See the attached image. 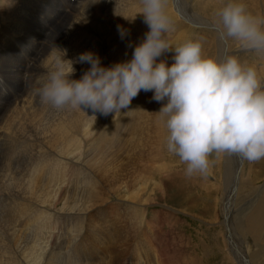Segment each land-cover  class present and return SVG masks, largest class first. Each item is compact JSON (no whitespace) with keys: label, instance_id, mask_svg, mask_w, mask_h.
I'll return each instance as SVG.
<instances>
[{"label":"bare ground","instance_id":"bare-ground-1","mask_svg":"<svg viewBox=\"0 0 264 264\" xmlns=\"http://www.w3.org/2000/svg\"><path fill=\"white\" fill-rule=\"evenodd\" d=\"M31 1L33 0H14L13 2L0 0V27H3L0 28V77L3 79L17 78L16 82L22 90V92L17 91V84H12L6 80L3 89L0 91V264H40L44 253L47 251L45 249L51 245L62 247L52 244L53 241L50 242L47 239L50 236L41 237L44 231L49 233L53 231L52 229V231H48L49 226L47 220L44 221V219L47 218L50 223L52 220L56 222L60 219V217L50 218L47 213L48 208L56 209L59 204H61L60 211H63L60 214L66 216V221L73 219L81 221L85 218L86 237L95 236L93 239L95 240L105 229L103 224L107 222L95 221L91 225L87 224L92 216L87 206L88 194L98 192L103 187V185L96 183L101 182L96 178L100 175L114 178L118 158L126 159L128 162L132 161L127 166L131 171L134 170L135 173L138 170L143 171L144 166L147 165V163H142L144 161L143 154L148 148L150 149L149 146L145 149L144 141L152 139L153 143L154 140L155 147L152 145V151L149 153H156L158 151L157 140L160 136V133H157L160 122L157 114L150 116L151 114L148 112L149 116L147 117V112L145 113L149 110L146 103L147 96L153 95L151 91H141L138 94L141 96L139 101L135 100V97L127 112H124L127 109L121 110L120 114L124 113L123 115L126 117L121 119L122 126L119 125V122L113 123L111 121L114 113L104 116L99 112L94 113L91 109L83 107H81V111L71 108L56 109L41 102L34 93V89L42 82V78L50 70L55 58L62 55L60 52L65 53L63 58L70 61H77L80 54L91 52L100 58L102 67H111L114 64L131 60L134 48L144 40L145 34L150 30L144 23L143 15L140 14V0H102L100 3L97 0H77L73 7L75 13L80 16L67 14L66 23L60 25L62 27L60 32L55 34L47 44L45 42L46 45H43L42 48L44 49L41 50L42 52L37 58L34 54H38L37 51L40 52L39 42H36L34 47L31 45L32 43H29L23 54L13 47H9L10 43L8 45L7 42L12 39L15 40L11 42H16L17 39L23 38L20 36L22 32L16 29L19 25L18 22L21 25L33 27L38 21L37 19L33 21L34 17L46 21L39 24L43 31L45 24L48 23L41 38V41H44L45 37L51 35L48 33L52 32L60 23V21L52 19V14L58 18L68 5V0H63L65 3L62 0H41L38 3L42 8L37 13H29L27 10H31L34 5V3H28ZM171 2L172 5L170 4L171 6H168L166 11L174 23H179V17L183 22L189 21L188 25L192 28L201 26L199 22L182 12L181 0H171ZM92 7L95 8L91 10ZM173 8L175 14L170 13ZM86 9H89L91 13L89 15L84 14L82 17L81 12L86 13ZM57 13L60 14L56 15ZM29 19L30 21H27ZM118 26L127 33L124 39L120 38ZM10 29L11 31H9ZM214 29L216 30V28ZM186 31L187 34L191 33L189 29ZM181 32L183 33V30ZM182 33L181 36L184 35ZM177 38L179 39L178 42L181 41L179 35ZM23 40L28 42L25 38ZM217 40L222 47L220 59L223 60L229 44L225 38L220 36L218 29ZM27 59L29 60L28 63L26 62ZM73 67L75 71L69 76V79L79 80L83 73L90 68V65L75 62ZM25 74H28L27 77H24ZM10 93L11 98H9ZM130 118L133 120L132 125ZM124 126L130 127V134L133 136L134 145L131 144L129 150L125 146L127 142L122 144L127 137V133L125 135L127 127ZM119 137V144L116 142L118 145L110 148L109 153L104 155L103 145L107 141L115 143ZM6 143L9 144L10 150H5ZM135 148L136 153L134 152ZM2 151L6 154L7 161H11L13 158L14 160L17 159L16 164L12 162L11 165H7ZM128 151L133 155L136 154L132 160L125 156V154L128 156ZM9 153L13 156L12 159L8 156ZM159 153L158 155L163 157ZM146 155L148 158L146 159L151 160L152 155ZM239 161H237V170L242 162ZM242 166L243 162L241 169ZM63 168H67L68 172ZM165 169L164 164L160 166L159 171L168 175L169 172ZM27 174H30L33 179L26 177ZM59 175H71L74 184L70 190L74 193L67 194V192L70 193L69 189L66 194L61 191L56 192L58 187V185L55 186L56 178ZM240 175L241 172L238 176ZM115 183H117L116 180ZM78 188L82 190L75 193ZM76 203L78 205L74 206ZM100 205L102 204L92 205L91 211L94 210L95 206ZM5 206L7 209L3 211ZM87 216L89 217L87 218ZM224 221H229V219H224ZM246 222L249 225L247 227L249 232L254 223ZM105 235H111V232L107 231ZM67 236V234H62L60 237L65 239ZM102 236H98L99 241L103 239ZM93 245L92 243L90 245L93 255L103 259L104 253L101 252V247ZM141 245L143 246V243ZM108 248L113 249L115 247L109 245ZM53 254V257L57 258L53 264H66L61 255L59 256L55 251ZM239 254H236L237 260L241 262V257L244 254ZM251 254L248 255L250 258H252ZM172 263L168 257L164 261V264ZM246 264H250V262Z\"/></svg>","mask_w":264,"mask_h":264},{"label":"rangeland","instance_id":"rangeland-1","mask_svg":"<svg viewBox=\"0 0 264 264\" xmlns=\"http://www.w3.org/2000/svg\"><path fill=\"white\" fill-rule=\"evenodd\" d=\"M9 1L13 2L14 0ZM39 1L41 0L28 2L34 3V5L31 10L27 11L29 13H37V11L42 8L38 3ZM216 1L181 0L182 12L199 22L201 26L192 28V26L188 25L189 21L183 22V20L178 17L180 21L179 23H175L176 30L167 34V36L170 35L168 36L169 38L167 37L169 40L168 42L175 47L189 38L194 39L203 37V55L205 57L221 60L222 47L217 40L215 11L223 6L224 0ZM241 2L247 6L248 11L253 15H264L263 0H241ZM63 3L65 2L63 1ZM171 3V0H169L167 7L171 6ZM174 10L173 8L170 13L173 14L175 12ZM88 12L89 9H86V13L81 12V16L83 17L84 14L89 15L91 13V11ZM59 14L60 13H57L56 15ZM68 14L71 16H80L75 13L73 6ZM60 16L57 18L52 14V19L54 18L56 21H60V23L53 31L52 28H50L52 32L48 34L51 33V35L45 37L44 41H41V38L46 31L48 23L45 24V30L43 31V29H41L42 26L39 24L46 21L34 17L33 21L37 19L39 22L37 21L33 27L24 26L18 22L19 25L16 28L17 31L22 32L20 36L25 38L28 42H25L23 38H19L16 42H11L15 40L12 39L7 42V44L9 45L10 43L9 47H13L16 51L23 54L25 49L28 48L29 43H32L31 45L34 47V44L39 42L40 52L37 51L38 54H34L37 58L39 54H41V50L44 49L42 47L45 42L47 44L55 34L60 32V28H62L60 25L64 22L66 23V16L63 19H61ZM27 21H30V19ZM214 28H216V30ZM187 29H189L191 33L187 34ZM181 30H183V33ZM181 33L184 35L181 36ZM178 35L181 39L179 42L177 38ZM31 36H33V38H30ZM226 40L229 45L226 53L227 55L224 54L225 52L223 53L224 57L231 55L237 57L241 62L255 67L259 73L260 79L264 81V56L242 49L239 44L232 39ZM174 55L175 53L173 51L166 52V54L164 53L157 61L160 62L162 59L166 63L168 62L167 64L170 66L173 63ZM26 62L28 63L29 60ZM27 75L28 74H25L24 77H27ZM6 80L10 83L12 82V84H17V91L22 92L18 82H16L17 78L3 79L2 77H0V91L3 89ZM152 96L153 95L147 96L146 104L149 109L145 111V113L147 112V117L149 116L148 112L151 114L150 116L158 113L164 103L154 101ZM9 98H11V93ZM140 99L141 96L135 98L137 101ZM127 111L128 109L124 110V112ZM123 114L124 113L113 115L111 121L113 123L119 122V125L122 126L121 119L125 117ZM130 119L132 125L133 120L132 118ZM164 128V125L159 122L157 133H160V136L157 140L158 151L156 153H149L152 151V145L155 147L154 140L152 143V139L145 138L146 140L143 145L146 147L145 149H147V146H149L150 149L148 148L146 150L147 153L145 152V154H143L144 161L142 163L151 165L144 166L143 171L138 170L136 174L134 170L131 171L127 168L132 161L128 162L126 159L121 160V158H118V166L114 178L104 175H100L96 178L101 181L96 183L103 185V187L98 192L88 194L87 206L92 216L87 221V224L91 225L95 221H107L103 224L105 229L99 234L100 236H105H102L103 239L101 241H99V235L95 240H93L95 236H89L88 233L87 235L89 237H86L85 218L81 221H79V219L66 221V216L60 214V212L63 213V211H60L61 204L53 210L48 208L47 213L50 218L54 219L60 217V219L56 222L52 220L51 223L47 218L44 219V221L47 220L49 226L48 231L53 230L54 232L52 231L49 233L44 231L41 237L50 236L47 237V239L50 242L53 241L52 244L61 245L62 247L59 248L58 246L51 245L48 249H45L47 251L44 253L40 264H53L57 259L53 257L54 251L59 256H62L66 264H164L167 257L173 262L172 264H246L249 262L250 264H264V159L249 163L247 160L241 158L239 161L238 155L213 153L209 157L211 162V174L207 178H203L198 174L188 178L184 174L185 166L179 162V158L167 151V131ZM126 133L127 137L122 144H126L127 142L125 146L129 150L131 149V144H133V136L130 134V127H127L125 130V135ZM119 139L120 137L116 139L115 143L107 141L105 145H103L104 155L109 153L110 148L112 149L115 145L119 144ZM116 142H118V144H116ZM5 147V150H10L8 143H6ZM123 148L126 149L125 147ZM5 150L3 151L5 152ZM135 150L136 148L134 152ZM158 153L163 157H160ZM129 154L128 156L125 154L126 158H129V160H132L136 155L132 153ZM146 154L152 155L151 160H147ZM3 155L7 165H11L12 162L16 164L17 159L14 160L11 153L8 154L11 159L13 158L11 161L6 160L5 153H3ZM237 161L243 162L242 169L241 162L240 168L237 170ZM164 164L166 166L165 171L168 170L169 172L168 175L159 171L160 166ZM63 170L67 171V168H63ZM240 172L241 175L238 176ZM26 177H30L31 180L33 179L30 174H27ZM56 180L55 186L57 187L58 185L57 190L55 189L56 192L61 191L65 194L68 189H72V184H74L71 175H59ZM115 180L117 183H115ZM63 181L65 186L64 184L62 185ZM55 186L53 187L55 188ZM81 190V188H78L75 193H79ZM72 192L73 191L70 190V193L67 192V194H72ZM117 202L126 203V205H124L126 210L123 208L121 215L115 217V209L112 207L115 206L120 208V206L115 204ZM96 204L102 205L95 206L94 210L91 211V206ZM77 205L78 203L74 204V206ZM5 209H7L6 206L3 211H5ZM119 212L120 209H116V214ZM54 215L55 217H52ZM113 216L115 217V221H117V223H113L115 229L112 228V224L110 223ZM43 217L45 216L43 215ZM88 217L89 216H87V218ZM224 219H229V221H224ZM246 221H249V224L251 222L254 223L253 226H251L252 230L249 232L247 230L249 225ZM76 229H78V232H76ZM112 230L115 232L111 233V235L114 234L115 236L111 237V235H105L107 231L111 232ZM62 234H67V238H61L60 236ZM75 240L77 241L74 242ZM91 243L97 247H101V252L104 253L103 259H101L100 256L95 257L93 255L90 246ZM141 243H143V246ZM109 245L115 248L109 249ZM65 250L72 253L70 255H74L79 259H71L70 256L66 254ZM80 250L90 251L92 262H88L81 258L79 256ZM239 253L244 254L242 255L243 257H241V262L237 260L236 254ZM250 254L252 258L248 256Z\"/></svg>","mask_w":264,"mask_h":264},{"label":"clouds","instance_id":"clouds-1","mask_svg":"<svg viewBox=\"0 0 264 264\" xmlns=\"http://www.w3.org/2000/svg\"><path fill=\"white\" fill-rule=\"evenodd\" d=\"M169 0H140V14L150 29L129 61L102 67L91 52L77 61L57 56L34 89L41 102L56 109H91L101 115L128 109L141 91L164 102L156 113L164 125L167 151L184 165L191 178L211 174L213 153L238 155L249 163L264 159V81L257 69L237 57H205L203 37L189 38L173 47L167 34L176 30L166 7ZM221 37L242 49L264 56V15H253L241 0H224L216 9ZM121 39L127 35L119 28ZM173 51V63L157 62ZM87 63L79 80H70L73 63ZM95 119V117H92Z\"/></svg>","mask_w":264,"mask_h":264}]
</instances>
